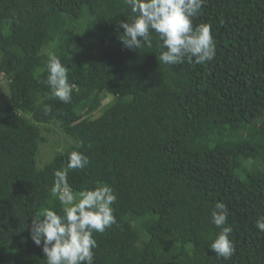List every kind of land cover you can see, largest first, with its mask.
<instances>
[{
    "label": "trees",
    "instance_id": "trees-1",
    "mask_svg": "<svg viewBox=\"0 0 264 264\" xmlns=\"http://www.w3.org/2000/svg\"><path fill=\"white\" fill-rule=\"evenodd\" d=\"M129 11L123 0H0L11 95L0 102L2 263L46 264L31 220L44 208L61 213L54 172L79 151L90 164L67 170L70 190L103 182L117 197V223L93 233L94 264H264L255 227L264 216V0H207L193 21L212 26L206 65L160 64L154 32L151 48H124L117 23ZM53 54L75 86L67 104L42 83ZM50 126L73 144L40 167ZM218 201L229 209L230 260L208 247Z\"/></svg>",
    "mask_w": 264,
    "mask_h": 264
},
{
    "label": "clouds",
    "instance_id": "clouds-1",
    "mask_svg": "<svg viewBox=\"0 0 264 264\" xmlns=\"http://www.w3.org/2000/svg\"><path fill=\"white\" fill-rule=\"evenodd\" d=\"M207 0H123L129 15L117 23L118 39L124 48L137 50L143 45L152 47L151 33L158 37L160 54L157 60L163 65L184 63L206 65L216 55L212 26L194 25ZM47 76L42 83L50 89L53 98L67 104L75 88L69 83V70L56 55L46 65ZM45 114L51 112L45 108ZM89 157L79 151L68 153L66 169L54 172L51 196L63 206L61 213L44 208L31 220L30 238L41 247L46 264H94L97 241L94 232L104 233L117 223L112 207L116 195L107 183H99L74 194L67 183V170H84ZM229 209L218 201L211 212V222L220 229L208 247L217 259L230 260L236 249L230 239L232 228L225 226ZM255 227L264 233V216L255 221Z\"/></svg>",
    "mask_w": 264,
    "mask_h": 264
},
{
    "label": "rangeland",
    "instance_id": "rangeland-1",
    "mask_svg": "<svg viewBox=\"0 0 264 264\" xmlns=\"http://www.w3.org/2000/svg\"><path fill=\"white\" fill-rule=\"evenodd\" d=\"M11 95L9 90L8 80L0 73V102L6 103L10 101ZM112 99L106 98L102 102V107L108 105ZM100 115V112L95 114L96 117ZM259 115L251 119L252 124H256L259 120ZM48 131L45 132L47 138V144L41 146L40 155L38 157V165L43 167L45 164L50 163L56 153H62L66 148L73 144V141L68 139L67 136L57 127L50 126Z\"/></svg>",
    "mask_w": 264,
    "mask_h": 264
},
{
    "label": "water",
    "instance_id": "water-1",
    "mask_svg": "<svg viewBox=\"0 0 264 264\" xmlns=\"http://www.w3.org/2000/svg\"><path fill=\"white\" fill-rule=\"evenodd\" d=\"M0 264H3V263H2V260H1V257H0Z\"/></svg>",
    "mask_w": 264,
    "mask_h": 264
}]
</instances>
